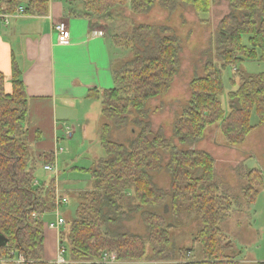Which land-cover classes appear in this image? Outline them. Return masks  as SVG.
I'll list each match as a JSON object with an SVG mask.
<instances>
[{
    "label": "trees",
    "instance_id": "obj_1",
    "mask_svg": "<svg viewBox=\"0 0 264 264\" xmlns=\"http://www.w3.org/2000/svg\"><path fill=\"white\" fill-rule=\"evenodd\" d=\"M213 1L83 0V4L88 13L105 17L115 5H126L136 15L146 14L156 2L168 10L181 3L197 14H208ZM19 6L25 14L41 16L47 14L49 0H0V13H14ZM228 6L229 12L219 20L212 37L219 65L207 57L204 74L189 81L190 97L172 124L173 136L182 146L199 142L212 125H218L225 141L235 146L253 130V112L257 126L264 123V72L248 74L237 68L244 59L264 61V0H228ZM113 41L128 50L130 58L114 70L113 87L92 88L86 94L102 104L101 116L106 122L100 127L99 143L105 155L87 169L93 186L78 194L73 218L65 220L58 232L59 245L66 249L62 264H99L95 261L109 252L120 262L142 261L147 245L156 258L164 254L170 223L165 204L174 220L172 226L192 212L201 222L192 246L179 250L175 264H240L226 254L228 239L219 224L234 201L216 182L213 157L204 150L177 149L161 132L152 130L145 108L149 100L164 95L173 81L179 38L168 25L141 22L129 34L115 35ZM227 67L234 70L229 80L236 88L227 93L224 108L219 97L224 95L221 70ZM27 102L20 70L12 60L11 79L7 81L0 73V234L7 240L0 247V257L14 252L25 257L24 264H56L43 259L42 215L55 210L54 188L53 180L34 185L38 164L23 127ZM128 123L139 128L135 137L127 143L110 139L113 128ZM162 152H169V194L158 188L152 177V172L162 167ZM53 161L52 153L44 154L43 164ZM245 177L241 192L250 204L262 176L257 169H250ZM129 196L132 203L126 208L123 203ZM137 211L141 212L145 236L123 228V221ZM195 243L201 245L198 261L190 256Z\"/></svg>",
    "mask_w": 264,
    "mask_h": 264
},
{
    "label": "rangeland",
    "instance_id": "obj_2",
    "mask_svg": "<svg viewBox=\"0 0 264 264\" xmlns=\"http://www.w3.org/2000/svg\"><path fill=\"white\" fill-rule=\"evenodd\" d=\"M212 5L208 14H197L191 6L181 3L168 10L156 2L148 13L142 15H136L130 10L128 12L126 8H120L119 14L111 22V28L108 31L113 36L127 35L134 26L144 22L153 25H168L172 28V33L177 35L179 38V62L173 81L164 95L149 100L145 106L149 114L151 128L154 132H161L179 150L182 148L184 150H204L213 157L216 182L222 192L234 201L232 210L219 224L228 239L226 254L235 261L243 260L242 264H264V123L257 126L258 117L253 112L250 117V124L254 126L253 130L242 143L235 146L229 145L225 141L218 125L208 126L205 129L204 137L192 146L180 145L172 133L173 121L190 97L189 81L191 78L204 74L203 67L208 56L219 65L212 37L219 20L229 12V6L228 0H214ZM108 24L110 25V22ZM116 59L118 62L115 68H119L123 60L122 57ZM237 68L248 74L264 72V61L244 59L237 65ZM233 73L234 70L230 67L221 70L224 95L219 99L224 108H227L228 105L227 93L236 88L229 80ZM92 103L93 107L88 115V131L83 133L80 130H74L73 136L67 138L65 129L60 130L62 137L60 146H63L65 151L76 149L79 152L77 154L67 153L59 157L60 160L62 158L69 159L68 163L63 164L62 175H57V182L59 181L60 186L68 189V203L60 206L58 210L59 215L66 221L73 218L74 210L78 204L77 196L80 192L75 193L74 191L76 189L89 190L92 187L93 179L87 169L93 167L94 156H97L96 153L99 157L105 155L99 143L100 127L106 122L101 116L102 104L100 100H93ZM74 111L76 114L69 116L70 121L75 119L87 121L84 110H72V112ZM134 115L133 113L132 116ZM138 131L137 126L128 123L121 128H113L110 139L127 143L129 139L136 136ZM162 155V167L159 171L152 172V177L156 186L165 194H169L171 175L166 168L169 152H162ZM250 169H257L260 172L262 184L258 187L254 201L249 204L241 192V188L246 183L245 174ZM38 174L39 176L42 174L40 169ZM47 174L49 180H53L54 172H47ZM166 200L169 202V198ZM131 203V196H129L123 204L128 208ZM164 206L166 220L170 222L168 225L169 243L165 246L164 254L156 258L151 246L147 245L146 257L142 261L102 262L98 259L95 262L99 264H175L179 259V250L192 246L194 234L201 228V222L192 212L182 215L179 223L172 226L174 220L170 215L169 206L166 204ZM161 209L162 207L158 208L159 211ZM53 212L55 213V211ZM54 213L49 215V219L55 218ZM129 215L130 218L123 221L124 230L145 236L147 232L141 219V212L137 211ZM190 256L192 260H201L200 244H194Z\"/></svg>",
    "mask_w": 264,
    "mask_h": 264
},
{
    "label": "crops",
    "instance_id": "obj_3",
    "mask_svg": "<svg viewBox=\"0 0 264 264\" xmlns=\"http://www.w3.org/2000/svg\"><path fill=\"white\" fill-rule=\"evenodd\" d=\"M120 8H126L129 12L128 6L115 5L107 16L100 17L88 13L83 0H49L45 15L22 13L12 15L6 22L0 13V73L7 81L11 79L12 60L20 70V78L28 96L27 118L23 127L38 164L37 174L35 171L37 186L48 184L51 180L43 169L44 154H53L54 162L59 167L58 174L62 175L63 164L68 163L69 159L62 158L64 161L60 163L62 160L59 157L67 153H79L76 149L65 151L60 146V130L67 125L83 133L89 130L88 115L94 99L86 97L87 91L113 87L114 70L118 62L116 58L122 57V64L128 60V50L117 47L114 36L108 31ZM60 21L65 22L68 29V35L64 38H59L53 30V25ZM98 31H102V34H97ZM77 109L84 110L87 121L69 120V116L76 114L72 110ZM96 155L92 165L100 158ZM39 169L42 171L40 176ZM57 184L58 190L68 198V189L60 186L59 181ZM82 191L76 189L74 192ZM53 213L43 214V222H54L56 213L54 219H49ZM42 230L43 259L53 262L58 253V230L43 225ZM239 262L242 264L243 260Z\"/></svg>",
    "mask_w": 264,
    "mask_h": 264
},
{
    "label": "built area",
    "instance_id": "obj_4",
    "mask_svg": "<svg viewBox=\"0 0 264 264\" xmlns=\"http://www.w3.org/2000/svg\"><path fill=\"white\" fill-rule=\"evenodd\" d=\"M24 13V8L22 6H19L17 10L14 13H8L3 14L5 17V21L7 22L8 19L12 15H19ZM53 30L57 33V36L59 38H64L68 35V29L65 22L60 21L57 24L53 25ZM97 34L101 35L102 31H98ZM65 134L67 138H71L74 134V129L67 125L65 128ZM43 169L46 172H54V178H53V188H54V204H55V213H56V220L54 222L52 221H44L43 227L49 228V229H56L60 230V228L64 225V218L59 215V207L62 205H65L68 203V199L66 196H64L59 190H58V184H57V175H58V167L56 163L53 161L52 163H45L43 164ZM34 185H37V181H34ZM33 216H37L36 213H33ZM65 252L66 249L64 246L59 245L58 246V253L53 261L56 264H62L66 262L65 258ZM100 260L102 262H115L117 260L116 254L114 252L109 253H103ZM26 262V259L22 255L15 254L12 252L11 254H8L7 256L0 257V264H24Z\"/></svg>",
    "mask_w": 264,
    "mask_h": 264
},
{
    "label": "water",
    "instance_id": "obj_5",
    "mask_svg": "<svg viewBox=\"0 0 264 264\" xmlns=\"http://www.w3.org/2000/svg\"><path fill=\"white\" fill-rule=\"evenodd\" d=\"M7 242L6 238H4L1 234H0V247L2 245H4Z\"/></svg>",
    "mask_w": 264,
    "mask_h": 264
}]
</instances>
